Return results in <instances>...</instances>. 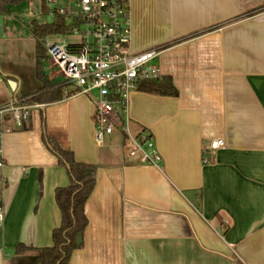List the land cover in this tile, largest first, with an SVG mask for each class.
<instances>
[{
	"label": "crops",
	"instance_id": "obj_1",
	"mask_svg": "<svg viewBox=\"0 0 264 264\" xmlns=\"http://www.w3.org/2000/svg\"><path fill=\"white\" fill-rule=\"evenodd\" d=\"M26 5L0 14V107L42 87ZM130 17L132 52L158 49L179 92L131 94V130L153 134L160 167L128 156L118 133L98 144L94 103L72 88L33 108L25 128L6 114L0 264H38L17 246H52L61 224L56 189L70 177L44 128L97 166L70 264H264V0H130ZM216 138L226 146L212 151Z\"/></svg>",
	"mask_w": 264,
	"mask_h": 264
},
{
	"label": "built area",
	"instance_id": "obj_2",
	"mask_svg": "<svg viewBox=\"0 0 264 264\" xmlns=\"http://www.w3.org/2000/svg\"><path fill=\"white\" fill-rule=\"evenodd\" d=\"M43 1L49 5L52 19L59 15L66 22L67 29L55 35L79 37L58 43L48 36L43 44L53 63V78L66 80L76 93L86 95L94 103L96 142L103 145L107 136L118 133L130 156L138 157L146 165L160 167L162 155L153 134L147 130L134 134L131 130V94L144 81L161 80L163 73L158 49L141 53L131 50L130 0H67L68 6L53 9L50 4L57 0ZM44 105H29L24 99L16 98L0 107V123L10 113L23 126L29 121L32 109ZM225 146L224 138H216L211 140L209 149L217 151ZM3 212L0 207V214Z\"/></svg>",
	"mask_w": 264,
	"mask_h": 264
},
{
	"label": "trees",
	"instance_id": "obj_3",
	"mask_svg": "<svg viewBox=\"0 0 264 264\" xmlns=\"http://www.w3.org/2000/svg\"><path fill=\"white\" fill-rule=\"evenodd\" d=\"M36 0H0V14L7 13L10 6L20 5ZM49 5L41 1V13H48ZM67 29L63 17L56 15L51 22L39 23L32 21V33L36 39L38 60L37 76L42 87L36 93L25 96L24 103L34 105L62 100L69 95L71 85L66 80H51L44 68V61L48 58L43 44L46 37L62 33ZM138 91L160 96H178L179 92L170 77H163L159 81H144L140 83ZM23 125L21 128H25ZM43 137L51 152L58 158L59 164L67 169L70 184L56 189V201L61 211V224L53 231V245L35 248L20 243L15 252L25 254L35 252L38 264H70L75 250L82 248L83 242L78 244L79 235H83L88 226L86 203L96 186L97 166L92 163L78 161L71 150L64 149L54 137L50 136L46 128ZM2 159L0 158V162Z\"/></svg>",
	"mask_w": 264,
	"mask_h": 264
},
{
	"label": "rangeland",
	"instance_id": "obj_4",
	"mask_svg": "<svg viewBox=\"0 0 264 264\" xmlns=\"http://www.w3.org/2000/svg\"><path fill=\"white\" fill-rule=\"evenodd\" d=\"M69 3L67 0H57L55 3H51L50 7L51 9L56 8L57 6H68ZM71 8H73L71 5L69 6ZM24 12L27 14V16H29L30 18H36L40 23H48L52 21V16L51 13H41L40 10V1L36 0L34 2H27V5L23 8ZM78 36L75 35H51L50 39L51 41H56L58 43H62V42H71L74 40H78ZM44 68L51 73L52 72V61L51 59L47 58L44 61ZM111 138V139H110ZM106 144L111 142H114V140L119 139V136H107L106 137ZM110 139V140H109ZM118 141V140H117ZM125 153L128 155L129 154V150L128 149H124ZM129 156V155H128Z\"/></svg>",
	"mask_w": 264,
	"mask_h": 264
},
{
	"label": "water",
	"instance_id": "obj_5",
	"mask_svg": "<svg viewBox=\"0 0 264 264\" xmlns=\"http://www.w3.org/2000/svg\"><path fill=\"white\" fill-rule=\"evenodd\" d=\"M78 244H81L83 242V235H79L77 239Z\"/></svg>",
	"mask_w": 264,
	"mask_h": 264
}]
</instances>
